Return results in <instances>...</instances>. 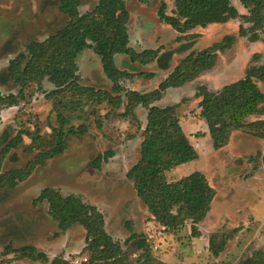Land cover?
Masks as SVG:
<instances>
[{
  "label": "rangeland",
  "instance_id": "1",
  "mask_svg": "<svg viewBox=\"0 0 264 264\" xmlns=\"http://www.w3.org/2000/svg\"><path fill=\"white\" fill-rule=\"evenodd\" d=\"M96 1L82 0L80 12L91 9ZM160 2L166 3V12L171 14L173 0H151L148 4L126 0L129 45L139 52L159 50L158 58L145 65L131 63L124 54L116 55V65L132 73L131 77L120 79V84L129 90L149 92L190 51H199L226 35L235 37L226 50L218 53L212 69L182 87L167 90L154 102L160 107L176 106L181 128L195 146L198 158L150 177L148 185L175 181L194 170L202 172L216 194L209 212L198 224L200 236H191L190 222L181 230L166 233L151 218L126 176L140 156L145 108L134 109L137 120L124 118L120 115L122 107L112 108L106 101L97 104L89 96L69 91L48 96L54 88L52 84L44 80L38 86L31 81L24 87L17 106L0 112V148L16 135L22 140L4 158L2 171L23 168L36 156L38 149L24 150L31 143L24 133L36 131L39 139L35 146L50 148L52 128L59 125L58 114L66 118V127L82 124L87 131L83 135H69L61 154L47 159L43 166H36L13 189H0V264H50L14 262V254L2 253L8 245L17 248L31 244L44 251L49 260L64 258L69 264H82L89 258L90 254L84 251L82 227L75 226L55 237L57 227L48 215L47 204H33L45 187L57 189L63 195L74 193L83 202L95 206L103 214L106 231L128 250L129 260L139 254L128 239L132 233L144 238L152 256L164 264H237L264 251V139L236 131L224 147L214 149L207 126L199 116V99L195 97L199 85L216 91L242 78L249 67L264 64V32L259 33L256 41L239 36L240 26L248 28L251 24L238 18L226 24L195 28L191 31L197 34L195 38L178 40L179 34L158 19ZM234 5L240 14L248 12L239 0ZM65 21L58 10V0H0V91L3 94H16L19 89L9 77V61L25 52L30 41H43ZM77 66L81 85L109 90L111 82L91 49L78 56ZM257 85L264 93V81H257ZM120 97L124 99V93ZM256 119H264V114L251 116L248 121ZM198 132H204V136L196 137ZM109 149L113 156L101 162L99 168L93 166L97 155ZM234 228H238L237 232L224 250L214 256L208 249L209 237L214 233H230Z\"/></svg>",
  "mask_w": 264,
  "mask_h": 264
},
{
  "label": "trees",
  "instance_id": "2",
  "mask_svg": "<svg viewBox=\"0 0 264 264\" xmlns=\"http://www.w3.org/2000/svg\"><path fill=\"white\" fill-rule=\"evenodd\" d=\"M137 1L144 4L151 2ZM234 1L236 0H173L171 14L166 12V3L160 2L157 15L160 21L179 34L178 40L195 38L197 34L191 32L195 28L226 24L240 18L251 25L248 28L240 26L238 35L256 41L259 33L264 32V0H239L248 10L246 14L237 11ZM81 4L82 0H58V10L65 16V24L43 41H30L25 52L18 53L9 61V77L19 89L16 94H3L0 91V112L17 106L27 83L32 81L41 86L44 80L54 86L48 96H57L66 91L89 96L97 104L106 101L112 108L122 107L120 115L124 118L132 117L137 120L134 109L137 106L145 108L147 115L142 130L140 156L126 176L151 218L166 233L181 230L190 222L191 236H200L198 224L209 212L216 194L202 172L194 170L175 181L157 186L148 185L150 177L198 158L195 146L181 128L176 106L160 107L154 102L160 100L167 90L182 87L212 69L218 53L226 50L235 37L226 35L221 41L199 51H190L154 89L141 93L120 84L122 77H131L132 73L120 69L115 63V57L124 54L131 63L145 65L158 58L159 50L145 49L139 52L129 45V12L126 0H97L85 12H80ZM86 49H91L99 58L101 70L111 82L109 90H95L80 84L77 58ZM140 74L152 76L142 72ZM257 81H264V64L249 67L242 78L225 84L219 90L210 91L204 85L196 88L199 116L207 126L214 149L224 147L231 134L236 131H246L255 138L264 139V119L248 121L251 116L264 114V93ZM120 93H124V99L120 97ZM57 119L59 125L52 128L51 146L47 150L35 146V141L39 139L36 131L24 133L31 138V143L24 150L29 152L35 148L38 152L23 168L2 171L3 160L10 149L22 143L20 136H14L0 148V189H13L36 166H43L47 159L61 154L69 135H83L87 131L82 124L66 127L67 120L62 114H58ZM203 136L204 132L196 134V137ZM112 156V150H106L97 155L92 165L99 168L101 162H106ZM41 202L47 204L48 215L56 223L57 231L53 234L55 237L75 226L84 229V251L90 256L82 264H164L156 261L147 241L136 233H132L128 239L139 254L135 259L129 260L128 250L123 249L121 243L106 231L103 214L95 206L83 202L76 194L63 195L57 189L45 187L33 200V204ZM237 230L238 228H234L230 233L212 234L208 240L209 251L218 256ZM5 249L3 255L14 254V262L17 263L48 261L50 264H69L64 258L49 260L44 251L31 244L17 248L8 245ZM237 264H264V251L257 256L246 257Z\"/></svg>",
  "mask_w": 264,
  "mask_h": 264
}]
</instances>
